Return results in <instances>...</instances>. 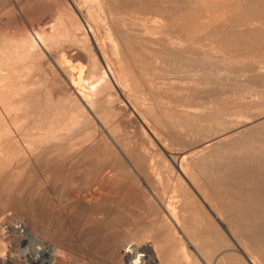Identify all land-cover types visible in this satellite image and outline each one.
Instances as JSON below:
<instances>
[{
    "label": "rangeland",
    "instance_id": "obj_1",
    "mask_svg": "<svg viewBox=\"0 0 264 264\" xmlns=\"http://www.w3.org/2000/svg\"><path fill=\"white\" fill-rule=\"evenodd\" d=\"M160 239L264 264V0H0V264Z\"/></svg>",
    "mask_w": 264,
    "mask_h": 264
},
{
    "label": "bare ground",
    "instance_id": "obj_2",
    "mask_svg": "<svg viewBox=\"0 0 264 264\" xmlns=\"http://www.w3.org/2000/svg\"><path fill=\"white\" fill-rule=\"evenodd\" d=\"M38 39H40L41 41H43V39L41 37H39ZM171 44H174V42H170ZM112 46V45H111ZM33 49V48H32ZM13 57V56H11ZM106 58V57H104ZM13 59V58H12ZM11 59V61H12ZM10 60V59H9ZM108 68V67H107ZM104 71V70H103ZM102 71V72H103ZM110 74V73H109ZM91 94L93 96H96L99 92V89L101 87V85L106 81V73H93L91 75ZM77 86H74V88H76ZM90 88V87H89ZM81 93V92H80ZM83 99L88 100L89 96H86L84 94L81 95ZM172 215V213H171ZM173 222H176V219L174 217H172ZM34 238V237H33ZM157 246L155 247V244L153 245L152 243H148V244H143L140 245L138 243L133 244V248L129 249L128 247L126 248V252L125 254H127L126 257H128L130 254H132L134 256V259H136L135 261H133L132 264H141L142 260L146 257L149 261H151L152 263L154 262L155 264H160L162 263V254H161V248H160V243L161 241H157ZM41 250V249H38ZM124 251V250H123ZM124 254V253H123ZM40 255V254H39ZM42 255V254H41ZM44 256V255H42ZM130 255V257H133ZM39 257V256H38ZM37 257V258H38ZM141 257V258H140ZM131 259V258H130ZM133 259V258H132ZM160 259V260H159ZM254 261L259 262L258 258H253ZM37 260V259H36ZM130 261V260H129ZM3 263V262H2ZM259 264V263H258Z\"/></svg>",
    "mask_w": 264,
    "mask_h": 264
},
{
    "label": "crops",
    "instance_id": "obj_3",
    "mask_svg": "<svg viewBox=\"0 0 264 264\" xmlns=\"http://www.w3.org/2000/svg\"><path fill=\"white\" fill-rule=\"evenodd\" d=\"M160 241H161L160 248H161V254H162V258H163L162 263H163V262H165V258L166 257H165V253H164L165 251L163 249L162 243H167L168 244V243H170L171 240H161L160 239ZM224 253H225V251L222 248H220L217 251H215V253L213 254L212 259H214L215 261H218L219 259H221L223 257Z\"/></svg>",
    "mask_w": 264,
    "mask_h": 264
},
{
    "label": "built area",
    "instance_id": "obj_4",
    "mask_svg": "<svg viewBox=\"0 0 264 264\" xmlns=\"http://www.w3.org/2000/svg\"><path fill=\"white\" fill-rule=\"evenodd\" d=\"M4 229H5V230H10V229H12V227H11V226H8V225H5V226H4ZM15 229H16L18 232H21V233L24 232V228H23V226H21V225L16 226Z\"/></svg>",
    "mask_w": 264,
    "mask_h": 264
}]
</instances>
